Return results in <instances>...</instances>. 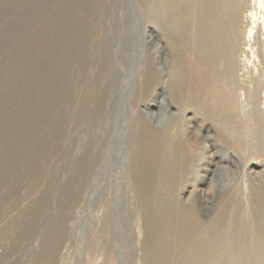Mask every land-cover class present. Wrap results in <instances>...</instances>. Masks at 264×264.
Wrapping results in <instances>:
<instances>
[{
    "label": "bare ground",
    "instance_id": "bare-ground-1",
    "mask_svg": "<svg viewBox=\"0 0 264 264\" xmlns=\"http://www.w3.org/2000/svg\"><path fill=\"white\" fill-rule=\"evenodd\" d=\"M84 2L93 6L89 17L82 19L85 27L64 24L68 34L59 37L64 39V50L66 46L73 48L70 53L71 48L67 49L69 54L64 58L69 78L64 121L68 126L72 124L73 130H81L88 124L90 132L88 142L82 146L81 155L85 156L75 162L78 168L70 178L75 191L93 176L98 163L106 165L116 149L120 151L119 155L114 153L120 164L116 167L122 175L113 182L128 177L137 193L138 207L146 224V264H264L263 198L255 196L256 211L252 214L256 213L257 223L252 226L249 212L237 204L240 192L223 194L222 168L216 167L211 176V156H221L218 152L211 155V121L227 128L242 115L241 98L245 93L241 92L243 88L238 89L237 72L240 67L239 71L244 73L247 63L260 60L259 53L264 47L261 42L264 0H251L250 4L245 0H148L150 18L155 14L156 4V9L171 19L166 26V38L173 49L170 53L176 73L173 79L168 75L163 79L166 82L159 87V97L152 91L162 73L159 65L166 62L160 57L162 49L155 42L158 39L150 38L143 53L138 47V51L132 48L134 43L130 38L124 53L118 48L117 38L112 44L96 23L103 12L102 0ZM115 54L121 58L127 55L128 65L120 67L114 62ZM117 72L122 74V84L113 78L112 73ZM248 74L240 77L247 76L249 83L254 86L260 83L264 89L262 72L253 67ZM166 89L168 95L163 94ZM101 98L105 100L102 107ZM140 104L146 110H140ZM153 108L158 111L153 112ZM124 110L126 118L116 117H123ZM188 112L201 122L200 134L183 130L187 124L184 115ZM223 138L226 139V130ZM58 151L54 144L48 147L41 180L50 176ZM189 184L193 187L190 199L181 203L180 192ZM216 202L217 212L211 221V207Z\"/></svg>",
    "mask_w": 264,
    "mask_h": 264
},
{
    "label": "rangeland",
    "instance_id": "rangeland-1",
    "mask_svg": "<svg viewBox=\"0 0 264 264\" xmlns=\"http://www.w3.org/2000/svg\"><path fill=\"white\" fill-rule=\"evenodd\" d=\"M247 1L250 4L251 0ZM131 2L102 0L103 12L96 23L112 44L117 38L118 48L124 53L130 38L137 45L132 44V48L143 53L150 38L158 39L155 42L162 49L160 57L166 62L159 65L162 73L156 92L152 91L159 97V87L165 84L166 75L173 79L176 73L170 53L173 49L166 38V26L171 19L156 9V4L155 14L150 18L148 0ZM92 7V3L86 5L84 0H0V264H146V224L137 193L128 177L113 182L122 175L116 167L120 151L115 149L104 167L99 163L95 166L88 185L85 183L75 191V185L70 183L78 168L75 162L85 156L81 155L82 146L88 142L90 132L88 124L81 130H73L72 124L68 126L64 121L69 92L64 58L73 48L66 46L64 50V39L59 37L68 34L64 24L84 28L83 20L89 17ZM245 16L246 13L243 25ZM261 42L264 45V40ZM137 47L140 49L136 50ZM242 48L245 50L246 46ZM259 57L254 64H246L247 75L253 67L264 74V47ZM113 58L120 67L128 65L127 55L121 58L115 54ZM239 69L238 89L243 88L241 92L245 93L241 98L244 118L240 115L227 128L211 121V155L216 152L221 155V158L211 156V176L216 167L222 168L223 194L240 192L237 204L249 212L248 219L254 226L255 196L264 201V89L260 83L255 86L249 83L247 76L240 77L246 72ZM118 74L121 73H112L113 78L122 84V74ZM165 91L163 94L168 95V90ZM103 100L100 99L101 107ZM143 107L144 104L139 105L140 110H146ZM125 113L126 110L123 117L115 115L124 119ZM194 115L185 113L187 124L183 130L198 134L201 122ZM54 120L58 122L56 126ZM52 144L59 148V154L50 176L41 180L45 153ZM192 189L189 184L180 192L181 203L189 201ZM217 202L211 207V221L217 212ZM8 228L12 233L7 232Z\"/></svg>",
    "mask_w": 264,
    "mask_h": 264
}]
</instances>
